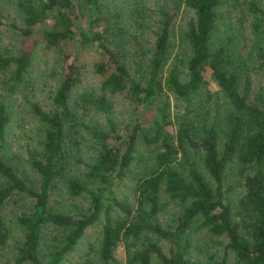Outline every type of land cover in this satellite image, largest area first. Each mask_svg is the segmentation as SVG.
Masks as SVG:
<instances>
[{
	"label": "trees",
	"instance_id": "trees-1",
	"mask_svg": "<svg viewBox=\"0 0 264 264\" xmlns=\"http://www.w3.org/2000/svg\"><path fill=\"white\" fill-rule=\"evenodd\" d=\"M179 5L191 16L176 44ZM14 9L16 49L2 45L0 15V248L4 202L19 193L32 205L16 217L20 246L0 264H61L99 217L97 245L75 264H264V0H15ZM74 36L98 50L92 71L101 78L76 91L81 66L65 54L49 106H15L37 43L55 49ZM119 98L135 107L157 100L152 125L118 120ZM19 105L35 126L23 157L10 152ZM87 141L97 145L84 163L90 182L137 170L128 196L104 203L91 192L86 212L71 214L49 198L59 186L69 198L83 192L68 170Z\"/></svg>",
	"mask_w": 264,
	"mask_h": 264
},
{
	"label": "rangeland",
	"instance_id": "rangeland-1",
	"mask_svg": "<svg viewBox=\"0 0 264 264\" xmlns=\"http://www.w3.org/2000/svg\"><path fill=\"white\" fill-rule=\"evenodd\" d=\"M15 0H0V15L5 25V35L2 37V45L5 48L16 49L19 46V39L11 36L8 29L10 23L18 24L16 11L14 9ZM177 3V0H175ZM191 16L190 11L184 9L182 5L178 7V14L171 26L172 39L171 41L177 44L179 32L184 26L185 21ZM50 17L39 22L34 29L47 28L51 25ZM26 42L30 40L25 39ZM77 37L74 36L71 40L65 41L60 44L58 48H46L41 43H37L34 47V59L31 66L28 68V73L25 76L23 82L18 85L19 93H17L15 99V106L17 104L27 105V101H38L44 107L49 106L51 92L54 89L56 76L61 65V57L65 54H69L74 58V62L81 66V83L77 85L76 91L86 88L95 84L101 77L96 75L92 71L93 63L99 61L101 56L98 50L89 46H76ZM207 78V73L204 74ZM211 89H215L212 82L209 83ZM121 101V102H120ZM170 104H172L171 98H169ZM158 105L157 100L150 103L142 104L135 107L128 99L119 98L118 103H115V117L123 121L124 123L137 122L143 124L146 127L152 125V121L156 116L155 108ZM21 106L16 112V122L13 124L12 135L14 136L11 142V151L18 153L22 157L24 156V143L27 136H31L33 139L35 134V126L29 125L28 116L20 112ZM21 126V127H19ZM123 128V126H122ZM97 145L92 141H87L80 146L81 150L79 158L81 161L73 162L70 165L68 173L70 175L77 176L83 184L84 190L76 197H67L63 187H57L53 191L49 198L50 204L59 209H63L69 213L79 214L85 213L89 205L90 193L100 197L104 203L110 202L109 199L115 197L121 199L124 195L128 196L131 189V181L135 177L137 168H131V171L127 173L126 177L116 179L112 177L106 184H98L90 182L83 176L84 163L88 162L91 156L94 155ZM146 150H142L144 152ZM22 165V166H21ZM19 164V168L23 172V177L28 185L33 187L37 184V174H35L28 165L23 162ZM231 183H227L225 187H230L226 191V201L231 204L235 202L236 197L239 194L238 188ZM232 188V189H231ZM32 205V200L28 196L12 193L11 196L4 202L1 207V214L5 220L6 225L9 228L8 237L6 243L0 248V263L10 260L15 252L16 247L20 246L23 239V232L21 228L16 224V217L22 213H28ZM102 218L89 225L83 236L79 239L75 249L65 255L61 264H75L82 263L89 250L95 248L98 243L100 223ZM115 257L118 260H123L121 247H118L114 252Z\"/></svg>",
	"mask_w": 264,
	"mask_h": 264
}]
</instances>
